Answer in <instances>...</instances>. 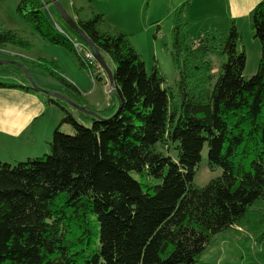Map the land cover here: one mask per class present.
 Instances as JSON below:
<instances>
[{"label":"trees","instance_id":"obj_1","mask_svg":"<svg viewBox=\"0 0 264 264\" xmlns=\"http://www.w3.org/2000/svg\"><path fill=\"white\" fill-rule=\"evenodd\" d=\"M189 2L172 19L176 94L158 65L146 72L124 33L101 29L102 15L76 22L115 66L109 92L118 108L108 119L86 114L91 125L85 127L59 99L46 96L64 113L49 154L15 165L0 162V264H198L213 236L249 221L250 209L264 201V0L251 13L261 55L248 80L242 76L246 56L234 23L226 34L210 30L192 45L183 17ZM50 3L20 0L16 14L46 42L77 58L45 13ZM6 45L32 47L1 29L0 49ZM20 63L58 82L69 93L64 97L92 111L76 99L78 90L54 63ZM2 67L23 85L0 82V88L37 92L19 67ZM62 124L74 134L60 132ZM205 145L208 168L222 172L196 188L193 178ZM133 173L158 184L142 185ZM259 228L258 257L264 262V228ZM256 259L248 255L240 263L264 264Z\"/></svg>","mask_w":264,"mask_h":264},{"label":"crops","instance_id":"obj_2","mask_svg":"<svg viewBox=\"0 0 264 264\" xmlns=\"http://www.w3.org/2000/svg\"><path fill=\"white\" fill-rule=\"evenodd\" d=\"M43 1L46 3L48 0ZM186 1L187 0H59L62 7L75 22L88 21L95 14L102 15L104 25L101 26V29L107 30L108 28V30H117L124 33L135 51L136 48L140 47L144 42L139 36L148 34L150 25L145 26V22L147 18L153 14L152 12L155 13L156 11L166 10L167 16L172 18L175 9ZM188 1L190 2L185 9L183 17L185 23L188 25L189 39H191L192 43H196L203 33L210 30L226 34L231 23H234L241 36L245 30H248L250 33L251 13L255 6L263 0ZM50 5L52 4L45 5V8L47 7L49 10V12L45 11L46 15L55 29L70 40V36L63 26L64 21L58 11L55 8L52 9ZM162 21L163 20L158 18L156 23L160 24ZM64 24L70 29L65 22ZM12 29L13 28L8 27L5 30L15 32L18 36L32 45L30 50L19 48L23 53L13 52L15 55L22 57L23 60H44L54 63L59 75L68 81L63 76L67 75L68 79L72 82L71 84L78 90L80 96H77L76 99H79L83 103L91 102L89 105L87 103V105H84L90 107L93 112L98 113L104 118H107L114 112L117 107V100L115 97H106V101L99 104L100 100L94 98L99 88L94 87L92 91H89V89H85L82 86L81 82L65 74L64 55L59 57V51L49 47L50 44L37 32L33 31V29H26V27H24L25 30L21 32ZM72 32L75 33L74 31ZM7 46L11 45H6L4 47ZM32 49L38 50V52L45 51V53H41L43 56H36V59H34L29 55L32 54ZM69 55L71 56V54ZM70 58L74 61V64L79 66L74 57ZM156 59L155 56L154 60ZM58 64L60 67H58ZM30 71L39 78L42 76L47 77L39 71ZM12 78L14 80L13 85H23L20 78ZM61 86L56 89L55 92L60 95L69 96V93H67V91L65 92L64 87ZM101 92L105 95L104 89ZM38 94L39 92L24 91L19 88H0V162L13 164L23 162L27 159L40 158L46 155L49 150L48 144L51 140L52 133L63 118L64 113L60 108L59 111L58 106L56 107L54 104L47 103L45 95L42 94L40 96V94ZM71 95L73 96V94ZM66 110L80 122L77 119L78 115L74 113V111ZM84 118L88 120L87 117Z\"/></svg>","mask_w":264,"mask_h":264},{"label":"rangeland","instance_id":"obj_3","mask_svg":"<svg viewBox=\"0 0 264 264\" xmlns=\"http://www.w3.org/2000/svg\"><path fill=\"white\" fill-rule=\"evenodd\" d=\"M18 3H19V0H0V30L1 29L5 30L8 27H11L13 28L12 30H16L19 32H21L22 30H25L24 27H26V29L27 28L32 29V27L29 24H27L25 21H23L21 18L17 16L16 8H17ZM50 6L52 9L55 8L52 5ZM45 11L49 12L47 7L45 8ZM166 12H167L166 10H160L159 12L156 11L155 13L152 12L153 14L147 18L145 22V26L150 25V28H148V34L139 36L144 40V42L140 45V47L136 48V52L137 54L140 55L141 59L143 60L147 73L151 72L153 66L158 65V67L161 69L162 73L165 76L166 87L173 89L174 93L176 94L177 93L176 85H177L179 76H178L177 70L175 69L172 63V59L170 56V48L172 46L171 29H172L173 17L172 18L168 17ZM143 18H144V14H143ZM158 18L163 20L162 23L160 24L156 23V20ZM63 26L68 32L70 36L69 39L72 42L79 44V45H81L82 43L84 44V42L79 38L77 34L73 33L70 29H68L65 26L64 22H63ZM24 38L27 39L26 37ZM194 44L195 43H193L192 45ZM241 46L246 56L245 68H244L242 76L245 80H248L257 71L258 63H259L260 55H261V47H260L258 40L254 38L253 32L251 31L249 33L248 30L247 31L245 30V32L242 34V45ZM49 47L56 49V51H59V57L64 55L65 74H68L70 77L81 82L82 86L85 89H89V91H92L94 87L99 88L96 95H94L95 99L100 100L99 104L104 103L106 101L105 99L106 97H109V96L114 97L112 94H110L111 92L108 91L109 89L108 79L106 81L107 76H105L102 70L101 72L98 70H94V74L91 76L88 69L86 67H82L79 60L75 57H74L75 61L78 62L77 64H79V66L74 64V61L70 58L73 56L72 55L70 56L69 52H67L66 50H63L60 47L52 46L51 44ZM13 52L23 53L21 52L19 48L15 46L4 47L0 49V61H4V60L5 61H15V62L23 61L22 57L15 55ZM31 53L32 54H29L31 58L36 59V56H43L41 53H45V51L38 52V50H33ZM155 56L157 58L156 60H154ZM102 57L105 61H109V59L105 55H102ZM225 60L226 58L224 57L221 59V62H224ZM109 62L111 63V70L113 71L115 69V66L111 61ZM218 63L220 64V62ZM219 64L217 65V62H216L214 73L217 72L219 68ZM2 66L3 65L0 66V70L4 69V67ZM58 67H60L59 64H58ZM28 72H29V75L33 83L37 87L47 92L53 93V94H59L55 92V90L61 86L58 84V82L56 83V81L54 82L53 80H50L45 76H42L39 78L36 74H33L30 70ZM102 73L104 74V77L100 79L99 77L102 76ZM216 74L217 73H215V75ZM96 75L98 76V78ZM63 76L68 80V82L72 83L68 79L67 75H63ZM0 82L6 83V84H14L13 78L11 76L4 75L1 71H0ZM103 89H104L105 95L101 92ZM39 94L40 96L42 95L41 93ZM58 102L61 103L62 106L65 107L66 109L74 111V113L78 115L77 119L81 122L80 123L81 125L85 127H90L91 125L90 119L88 118L87 120L84 118V117H87L88 115L85 116L86 114H82L83 112H79L78 110H75L73 107L69 106L68 104L64 102H61L60 100H58ZM86 103L88 105L91 104V102H85L83 104H86ZM114 113L111 116H113ZM108 118H103V119H108ZM59 130L60 132L64 134H68V135L74 134L72 127L69 126L68 124H62L59 127ZM162 151L164 154H167L166 149ZM48 154H49V150L47 151L46 155ZM169 155L173 158H176V151L170 148ZM15 164L16 163H13L11 165H15ZM221 172L222 171L220 168H214V169L208 168L207 146L205 145L201 153V161L198 165L197 171L193 178L194 186L196 188L204 187L210 180L215 179L218 176H220ZM132 176L136 180L141 182L142 185L150 184L151 186H154L155 184H158V181L153 180L147 177L146 175L139 176L133 173ZM263 213H264V201H260L256 203L250 209L249 214L247 216L249 221H245L241 225L234 226L233 228L229 230H226L224 232H221L213 236L209 244L206 246L205 250L202 252L200 257L198 258L199 260L198 264H238L240 263L241 257H246L248 255L249 257H253L255 254L257 255V259H256L257 263L258 262L264 263L263 261H260V258L258 257L260 254L259 252L263 246L257 240L259 237L258 231H260L259 225H261V228H264V224H262V222H259L260 220L264 219L262 217ZM90 217L92 218V220H94L92 216ZM249 222H252V224L254 225L256 224L255 228H250L251 223ZM95 229L98 232V228L95 227ZM94 239L96 242H98L97 236L94 237Z\"/></svg>","mask_w":264,"mask_h":264},{"label":"water","instance_id":"obj_4","mask_svg":"<svg viewBox=\"0 0 264 264\" xmlns=\"http://www.w3.org/2000/svg\"><path fill=\"white\" fill-rule=\"evenodd\" d=\"M51 1V4L56 8V10L58 11L59 15L61 16L62 20L66 23V25H68V27L74 31L78 36L79 38L90 48V50L93 52L94 54V58L96 60V62L99 64V66L103 69V71L105 72L106 76H107V79H108V84H109V91H113L114 90V79H113V72L111 70V63L109 61H105L100 53V51L94 47V45L89 41V39L85 36V34L82 32V30L79 28V26L77 25V23L74 21V19H72L68 13L65 11V9L62 7V5L60 4L59 0H50ZM1 65H14V66H17L19 67L24 75L26 76V78L28 79L31 87L45 95V96H49V97H52L54 99H59L63 102H65L66 104H68L69 106L73 107L74 109L80 111V112H83L85 114H88V115H93L97 118H100L99 116H97L94 112L90 111V110H87L86 108L84 107H80L79 105L75 104L74 102L68 100L66 97H64L63 95H60V94H53V93H50V92H47L39 87H37L30 75H29V72L27 71V69L20 63L18 62H15V61H0V66ZM116 114V113H115Z\"/></svg>","mask_w":264,"mask_h":264},{"label":"built area","instance_id":"obj_5","mask_svg":"<svg viewBox=\"0 0 264 264\" xmlns=\"http://www.w3.org/2000/svg\"><path fill=\"white\" fill-rule=\"evenodd\" d=\"M69 41L72 43L77 59L81 63L82 67H86L88 71L90 72L91 76L94 74V70H98L100 72L101 70L103 71V69L96 62L93 52L90 50L89 47H87L85 43L84 44L82 43L81 45H79V44L72 42L71 40ZM104 74L102 73V76H100L99 78L101 79L102 77H104ZM106 81H107V78H106Z\"/></svg>","mask_w":264,"mask_h":264}]
</instances>
